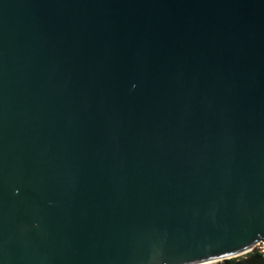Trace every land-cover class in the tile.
Wrapping results in <instances>:
<instances>
[{
    "label": "water",
    "instance_id": "95a60500",
    "mask_svg": "<svg viewBox=\"0 0 264 264\" xmlns=\"http://www.w3.org/2000/svg\"><path fill=\"white\" fill-rule=\"evenodd\" d=\"M264 251V0H0V264Z\"/></svg>",
    "mask_w": 264,
    "mask_h": 264
},
{
    "label": "trees",
    "instance_id": "16d2710c",
    "mask_svg": "<svg viewBox=\"0 0 264 264\" xmlns=\"http://www.w3.org/2000/svg\"><path fill=\"white\" fill-rule=\"evenodd\" d=\"M210 264H264L263 247L260 244L242 255L222 259Z\"/></svg>",
    "mask_w": 264,
    "mask_h": 264
}]
</instances>
